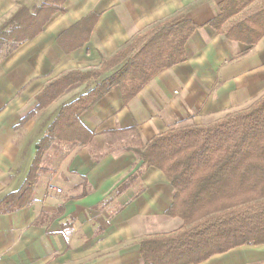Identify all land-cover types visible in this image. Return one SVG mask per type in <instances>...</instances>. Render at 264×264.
I'll use <instances>...</instances> for the list:
<instances>
[{"label":"crops","instance_id":"1","mask_svg":"<svg viewBox=\"0 0 264 264\" xmlns=\"http://www.w3.org/2000/svg\"><path fill=\"white\" fill-rule=\"evenodd\" d=\"M222 1L67 0L35 38L0 58V264H143V240L182 230V220L166 216L171 184L135 151L169 129L209 125L264 96V37L248 47L209 27ZM42 2L0 0V30L21 7ZM252 5L239 18L264 7ZM174 18L197 26L185 45L186 61L160 73L126 106L114 88L81 113L91 140L48 144L31 201L3 212L61 109L109 73L61 79L99 71L136 36ZM63 87L28 115L41 93L50 88L52 96ZM201 264H264V245L238 247Z\"/></svg>","mask_w":264,"mask_h":264},{"label":"trees","instance_id":"2","mask_svg":"<svg viewBox=\"0 0 264 264\" xmlns=\"http://www.w3.org/2000/svg\"><path fill=\"white\" fill-rule=\"evenodd\" d=\"M66 1L43 0L31 10L21 7L0 30V51L5 48L9 53L35 38L54 14L63 13ZM253 2L224 0L219 15L207 25L229 42L253 47L264 37V8L239 18ZM196 28L187 20L156 25L103 61L99 71L61 79L66 83L74 77L69 83L81 82L109 73L61 109L38 143L37 157L21 188L4 199L3 212L31 201L40 154L48 144H87L92 135L80 125L79 115L114 88L126 106L156 76L186 61L185 45ZM135 152L171 184L174 197L166 216L183 221L181 231L140 243L143 264H201L238 247L264 245V97L248 110L209 125L169 129Z\"/></svg>","mask_w":264,"mask_h":264},{"label":"rangeland","instance_id":"3","mask_svg":"<svg viewBox=\"0 0 264 264\" xmlns=\"http://www.w3.org/2000/svg\"><path fill=\"white\" fill-rule=\"evenodd\" d=\"M257 0H254V2L252 3L253 5L256 3L257 4V6H259L260 4L261 5H263L264 6V0H261V1H259V2H256ZM251 4V5H252ZM250 5V6H251ZM252 5V6H253ZM264 8V7H263ZM263 8H259V9H263ZM259 9H254V11L253 12H256L257 10H259ZM185 10H187V9H183V18H184V12H185ZM180 18H174L173 20L174 21H177V20H179ZM172 20V21H173ZM153 28V27H152ZM151 28V29H152ZM150 30V29H149ZM148 31V30H147ZM147 31H145V32H147ZM145 32H143L142 34H144ZM142 34H140V35H138V36H141ZM138 36H136V37H138ZM135 37V38H136ZM134 38V39H135ZM6 49L4 48V49H2L1 51H0V58H2L3 59V57L6 55V51H5ZM1 60V59H0ZM45 94H42V95H40V96H38L37 97V106H36V108L31 112V113H29L28 115H32V116H34V115H36L37 114V112H39V111H41L43 108H45L46 107V105L50 102L49 100H50V98H51V89H48L46 92H44ZM46 93L49 95V97H48V100L46 101V102H44V101H42V99H43V97L46 95ZM42 96V98L40 99V101H39V97H41ZM264 97V96H263ZM262 97V98H263ZM261 98V99H262ZM261 99H259V100H261ZM258 100V101H259ZM258 101L257 102H255L253 105H255L256 103H258ZM40 104V106H38ZM252 105V106H253ZM65 107V106H64ZM248 110V109H247ZM246 111V110H245ZM243 112V111H242ZM81 115V114H80ZM231 115V114H230ZM32 117H29L28 119H27V121L29 120V119H31Z\"/></svg>","mask_w":264,"mask_h":264},{"label":"built area","instance_id":"4","mask_svg":"<svg viewBox=\"0 0 264 264\" xmlns=\"http://www.w3.org/2000/svg\"><path fill=\"white\" fill-rule=\"evenodd\" d=\"M56 192H57V193H60V190H57Z\"/></svg>","mask_w":264,"mask_h":264}]
</instances>
